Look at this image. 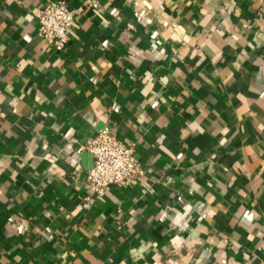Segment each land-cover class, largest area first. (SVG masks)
<instances>
[{"label": "crops", "instance_id": "crops-1", "mask_svg": "<svg viewBox=\"0 0 264 264\" xmlns=\"http://www.w3.org/2000/svg\"><path fill=\"white\" fill-rule=\"evenodd\" d=\"M45 1L0 0V264H264V0H98L62 53ZM104 127L142 174L95 196Z\"/></svg>", "mask_w": 264, "mask_h": 264}, {"label": "built area", "instance_id": "built-area-1", "mask_svg": "<svg viewBox=\"0 0 264 264\" xmlns=\"http://www.w3.org/2000/svg\"><path fill=\"white\" fill-rule=\"evenodd\" d=\"M97 2L83 0V6L74 9L66 0L45 1L33 13L38 33L53 52H64L76 15L83 7ZM82 151L87 152L92 160L86 171L85 186L95 196L104 195L110 187L122 188L142 174L133 147L119 140L108 127L99 130L76 150L78 154Z\"/></svg>", "mask_w": 264, "mask_h": 264}]
</instances>
